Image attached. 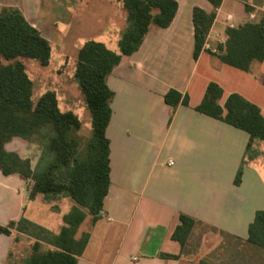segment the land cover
<instances>
[{"label":"crops","instance_id":"crops-1","mask_svg":"<svg viewBox=\"0 0 264 264\" xmlns=\"http://www.w3.org/2000/svg\"><path fill=\"white\" fill-rule=\"evenodd\" d=\"M175 1L170 25L151 26L138 50L122 56L106 78L113 92L105 131L110 184L98 218L86 213L77 229L76 240L88 235L77 264H243L218 254L229 242L264 254L246 241L255 213L264 208V143L254 141L247 153L246 132L195 110L208 84L215 83L222 90L221 107L228 95L238 94L264 117L259 81L264 61L244 72L213 55L225 45L228 28L264 17V0H222L197 59L192 13L194 8L211 13L213 6L207 0ZM37 2L0 0V12L18 9L50 40L55 30L38 25ZM170 90L187 97L188 105L179 103L172 112L164 101ZM31 182L0 171V226L24 218L59 234L75 203L65 197L46 201L40 194L29 200ZM180 215L195 221L183 247L172 239ZM23 239L29 238L11 229L0 233V264L14 261L13 251Z\"/></svg>","mask_w":264,"mask_h":264},{"label":"trees","instance_id":"trees-1","mask_svg":"<svg viewBox=\"0 0 264 264\" xmlns=\"http://www.w3.org/2000/svg\"><path fill=\"white\" fill-rule=\"evenodd\" d=\"M116 1L126 13V25L119 35L117 51H111L102 42L87 40L76 55L73 79L90 115V138L83 146L77 136L81 122L72 112L59 110L54 92H45L35 104L32 103L33 83L22 59L48 67L49 42L18 9L3 8L0 12V171L5 176L16 174L31 180L29 200L40 194L46 201L65 197L75 203L63 217V227L56 235L24 218L0 226V233L11 229L32 241L30 253L22 264H77L88 240L87 234L76 240L77 229L86 213L93 221L98 218L110 184L109 141L105 131L111 117L113 92L108 88L106 78L122 56H130L138 50L151 26L167 28L177 10L175 0ZM207 1L213 6L211 13L198 8L192 13L194 59L203 50L222 0ZM226 36L219 54H213L221 63L249 72L252 63L264 61V17L257 24L228 28ZM259 81L264 86V76ZM221 97V88L209 83L195 110L246 132L249 135L247 153L254 141L264 143L261 110L238 94L228 95L221 107L218 104ZM164 101L172 112L179 103L188 105L187 97L182 98L174 90L165 94ZM14 138L38 149L34 166L28 158L6 150V145ZM241 170L237 172L236 184L240 182ZM179 222L172 239L183 247L195 221L180 215ZM246 241L264 250V208L255 213ZM8 264L18 263L10 260Z\"/></svg>","mask_w":264,"mask_h":264},{"label":"rangeland","instance_id":"rangeland-1","mask_svg":"<svg viewBox=\"0 0 264 264\" xmlns=\"http://www.w3.org/2000/svg\"><path fill=\"white\" fill-rule=\"evenodd\" d=\"M37 1V8L40 11L37 17L38 25L53 26L55 32L50 40H47L51 47L48 67H41L37 62L22 59L33 83L32 103L35 104L45 92H54L59 110L72 112L81 122V130L77 136L83 146L90 138V115L81 91L73 79L76 51L87 40L102 42L111 51H117L119 35L126 25V13L116 0ZM44 33L47 35L46 31ZM6 150L17 152L22 158H28L33 166L39 156L35 146L27 145L19 139L7 144ZM261 161L264 162V147ZM31 243V240L23 239L15 247L13 251L15 263L22 264L27 258ZM224 246L225 249L218 252L224 259L238 263L243 261L246 264H264V254L257 255L253 249L242 247L237 242H229Z\"/></svg>","mask_w":264,"mask_h":264},{"label":"built area","instance_id":"built-area-1","mask_svg":"<svg viewBox=\"0 0 264 264\" xmlns=\"http://www.w3.org/2000/svg\"><path fill=\"white\" fill-rule=\"evenodd\" d=\"M168 165L169 166H172L173 165V162L172 161H168ZM32 183V182H31ZM132 261L135 262V261H138V258H132Z\"/></svg>","mask_w":264,"mask_h":264}]
</instances>
